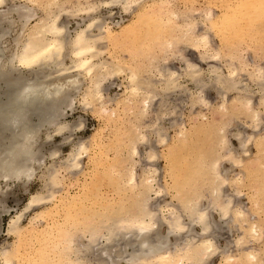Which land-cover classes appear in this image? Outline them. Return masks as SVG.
<instances>
[{
  "label": "bare ground",
  "instance_id": "6f19581e",
  "mask_svg": "<svg viewBox=\"0 0 264 264\" xmlns=\"http://www.w3.org/2000/svg\"><path fill=\"white\" fill-rule=\"evenodd\" d=\"M11 1L13 2L0 0V194L5 193L2 190V182H5L9 189L11 182H24L25 178L29 180L33 177L36 171L35 163L39 161L41 154L40 148H36L41 128L57 127V131L61 132L67 127L59 126L60 120L64 110L72 105L68 101H72L70 89L76 90L75 92L80 90L82 76L89 81L83 95L84 102L89 106L95 103L102 106L105 82L113 76L125 73L129 83L125 91L126 97L119 103L126 107L133 104L137 110L130 107L128 111L135 114L132 116L137 120L147 115L158 97L175 92L187 93L192 105L212 107L209 105L211 101L205 96V89L211 88L222 98L218 105L220 113L226 116H234L235 113H240L238 116L245 115L247 120L250 119V125L247 127H250L251 132L245 136L243 133L247 132L240 131L243 125L240 124V127L239 122L230 118L232 121H229V125H232V128H241L231 133L232 138L239 143V148H235L232 145L234 143L228 139L230 135L227 134V129L230 126L225 121H219L225 115L220 117L217 124H214L215 120L213 124L205 126L203 121L202 124L198 123L200 126L191 129L176 120L173 124L177 126L176 134L178 133L177 137L180 138L177 142L169 143L172 137L169 139L166 134L164 120L177 114L174 107H163L157 115H151L155 119L146 125V129L133 122H129V125L127 122L128 125L118 134L116 146L118 150L125 147L121 153L124 154L122 159H117V162H113L104 172L99 161L95 162L98 174L91 181H86L76 196L58 195L56 187L62 183L59 171L53 169L54 167L47 170L44 193L32 195L26 209L40 206L44 202L49 206L27 225L23 226L24 212L10 219L8 232L16 236L17 242L13 247L2 251V263L118 264L113 259L110 261V256L118 253V245L125 239L123 244L131 245L133 250L126 255L130 259H125L131 264H208L217 254L221 255L223 264H264V251L248 246L249 243L261 240L260 225L257 221L255 223L251 219L248 220V211L245 212L240 205L237 207L232 195L223 192L224 188L233 184L241 186L243 181L247 180L256 191L252 198L254 207L258 206L256 211L264 212V115L261 117V113H264V72L260 66L251 72L248 69L249 64L240 62L232 55L231 61H227L230 62L227 71H222L221 67L213 64L209 76H202V70L198 69L197 64L186 59L183 49L200 51L203 60L213 61L220 57L222 50H209L211 39L208 32H194V26L197 25L193 21L175 25L177 15L165 9L167 0H160L159 6L154 4L158 8L152 6L153 9L139 15L132 24L129 22L121 27L119 32H115L101 18L93 15L103 4L108 6L120 3L128 11L133 5H137L136 0H87L85 3L74 0L75 3L70 9L66 5L71 3L70 0H23L25 4H13L7 8L6 5ZM225 2L223 5H227L220 14L214 15L212 10H207L204 19L208 22V28L221 36L223 47L227 45V48L237 50L234 41L249 35L255 36V33L262 29L264 0H235L230 4L229 0ZM35 4L42 9V16H38ZM77 13L84 14L89 21L71 36L68 35L64 17ZM17 23H20L22 34L19 33L15 37L16 49L8 58L4 41ZM95 30L99 33L96 34ZM176 41L184 42V46L174 51L173 55L179 62L184 58V75L194 81L197 92L191 93L182 86L179 80L183 74L167 65L168 57L165 58L166 65L157 68V62L161 60H154L155 50L160 48L166 53L173 51L177 49ZM109 44L126 46L125 59L102 60L101 55ZM209 51H212V54H209ZM224 51L227 50L224 48ZM67 55L71 58L69 67L64 65ZM139 57L150 58L148 65L152 70H157L155 77L159 76V81L152 80L150 76L143 77L144 67L141 65L137 68ZM50 67L51 70L47 71ZM73 70V75L69 76L70 85L66 88L64 83L47 82L54 74L63 76ZM150 75L154 76L153 72ZM247 82L258 86V91L253 90ZM230 93L235 96L228 101L227 95ZM256 95H259L258 99H255ZM65 104L67 107L63 109ZM107 110L110 114L113 112L109 108L104 109L106 112ZM201 119L206 120L204 113ZM244 127L247 128L246 125ZM151 137L154 139L151 140ZM209 140L210 147L206 148L205 143ZM250 143H253L257 147V153L262 155L261 158L260 154L257 156L260 161L254 169L247 168L244 179H230L220 166L224 161L230 162L232 166L242 165L244 162L240 155L249 151ZM140 145H150V149H147L148 165L142 168L137 180L134 165L137 164L135 157L139 155ZM158 145L166 148L163 155L165 154L168 160L167 169L174 179L173 182L175 181L174 186L185 189L179 195V206L176 208L167 204L158 205L154 210V205L152 206L153 193L161 196L163 191L157 185L156 177L158 172L160 173L156 165L160 155L154 146ZM89 150L90 145L82 144L72 151L70 159L63 166L65 170H79V159ZM101 150L103 151V148ZM181 151L184 153L180 154ZM180 172L183 174L178 176ZM198 182L206 186L210 198L207 206L203 202L207 194L201 189H196ZM104 188L113 191L110 193L108 190L109 194H105ZM215 216L227 226L233 224L235 229L239 227V231L242 229L244 232L245 236L242 235L234 243V247L240 250L239 254H233L229 246V249L226 246L223 250L218 246L217 229L221 225L214 219ZM41 217L45 220L44 225L37 224ZM261 219L264 221V218ZM162 228L165 229V234L162 233ZM196 228L200 232L194 234ZM128 234L133 237H127ZM183 235V244L171 246L170 238ZM101 236L105 239L106 246L101 251L96 249L100 252L94 258L96 252L93 250Z\"/></svg>",
  "mask_w": 264,
  "mask_h": 264
},
{
  "label": "rangeland",
  "instance_id": "374dc122",
  "mask_svg": "<svg viewBox=\"0 0 264 264\" xmlns=\"http://www.w3.org/2000/svg\"><path fill=\"white\" fill-rule=\"evenodd\" d=\"M70 1L71 3L66 4L68 8L72 6V4L78 0H75V2L74 0H70ZM105 1H110V0H105ZM159 1L160 0H136L135 4L137 5H135V7L133 5L132 6L133 8L131 7L130 9H128V11L124 9L123 5L120 3L111 4L108 6H105V4H103V5H100L98 11L93 16L101 18V20H103L107 26H110L112 30H114L115 32H119L121 27L126 26L127 24H129V22L130 24H132L134 21H136L139 15H142L144 14V12L149 11L159 6L160 5ZM229 1H230L229 4L232 1L235 2V0H229ZM85 2H87V0H80V3H85ZM167 2L168 3L166 4L165 9L177 15V18H175L176 23L174 22L175 25L180 26L182 23H184V21H193L194 24L197 25V26H194V32L200 33V34L208 32L209 39L212 40V41L210 40L211 43H210L209 50H212L213 52L221 51V50L224 51V48L227 50L224 52L221 51L220 57L217 58L218 60L216 59L213 61V59L203 60L201 58L200 51L197 52L191 49H187V50L183 49V53L186 56V59L190 60L194 64H197L198 69L202 70V76L204 77L209 76V71L212 69L214 65H218L219 67H221L222 71H227V66L228 64H230V62H227V61H231L230 57L232 55H235V57H237V59H239L240 62L242 61V62H245L247 65L249 64L248 65L249 71L253 72V70L257 69L260 66L261 70H263L264 72V25L262 29L260 30V32L255 33V36L249 35L247 38H243L242 40H237V42L234 41V43L236 44L237 50H233V49L227 48V45L223 47V44L220 38L221 36L217 35L215 31L209 29L208 24H207L208 22L206 21V19H204V15H205L204 13H206L207 10H212V13L213 14L215 13L216 15L220 14L224 10V6L227 5V4L223 5L226 3L225 0H167ZM220 3L221 5H219ZM13 4L17 6L18 4L23 5L25 4V1L13 0V2L12 1L9 2V5H6V6L8 8V6H11ZM154 4H157V6ZM6 6L4 9H6ZM34 7L37 10L38 16L40 15L42 16L43 12H42V9L38 6V4H35ZM15 18L17 19V16H15ZM64 21H65V24L67 23L66 25H67L68 35L72 36L75 34V31L79 27H83L84 25H86V23H88L89 18L87 16L85 17L84 14L82 13L70 14V15L68 14L67 16L64 17ZM35 23H33V25ZM19 24L20 23L16 24V27L13 28L7 40L4 41L5 48H6V55L8 58L9 56L13 54L14 50L16 49V46L14 43L15 37H17L19 33L22 34L20 30L21 26ZM94 32L96 34L99 33L97 30H95ZM175 43H176L175 48L177 49L173 51H169L166 53L160 48H157L155 50L154 60L155 61L161 60L160 62H157L159 63L157 65L158 66L157 68H160L159 66L166 65L165 58L168 57L167 60L169 61V63L167 65H169V67H171L172 69L179 71L180 74H183V76L179 80L182 86L188 91H190L191 93L197 92L198 90L194 84V81H192V79L184 75V71H185L184 63L185 62L182 61L184 58H182V60L179 62L178 61L179 59L177 60L173 55L174 51H177L183 48L184 42L177 43L176 41ZM117 45L115 44L107 45L108 47L105 48L103 54L101 55V59L106 60V61H111L113 59H116V60L125 59L127 55L126 46H120V45L117 46ZM134 50H137V49H134ZM201 51H203V49H201ZM212 51H209V54H212ZM232 51L233 52L235 51V52L230 55L229 52L231 53ZM161 53L163 54L161 55ZM160 55L162 57H160ZM149 61H151L150 58L146 59V58L139 57V62L137 60V68L142 65L141 67H144L143 72L145 73L144 74L141 72L142 75L144 74L143 77L150 76L152 80L159 81L160 80L159 76L155 77L157 70L151 69L152 67L148 65ZM64 65L68 67L71 66V58L68 55L64 58ZM252 66L254 69H252ZM51 68L52 67L47 68L46 70L50 71ZM148 72L150 73L148 74ZM152 72L154 76L150 75ZM69 73L63 76H57L54 74L52 75V79L51 78L48 79L47 82L56 81V82L64 83L63 86L64 88H66L70 85L69 76L73 75L74 70L71 72V74ZM83 78H84L83 76L82 78H80L83 81L81 80L82 85L79 87L80 90L79 89H78L79 91L77 90L78 92H75L76 90H73L70 87L72 101L71 100H68V101L71 102L70 104H72L71 106L73 107L66 106L69 102H67V104L63 105L62 107L63 109L65 106L67 108L65 107L66 109L64 110L63 116L60 120L61 124H59V126L62 125V126H67V127L61 132L57 131L56 129L57 127L55 128V127L45 126L41 128L37 147H36L38 150L40 148L41 151L39 153L41 154L39 155V158H38L39 161L35 163L36 171L33 174V177L29 180L25 178L24 182H11L9 189H7L5 182H2V187L4 188V189L2 188V190L5 193L0 194V198H1L0 209L3 207L0 210V264H3L1 260V254L3 253L2 251H4L7 248L13 247L15 243L17 242L16 236L13 234H9L8 232V225H9L10 219L14 217L16 214H20L21 212H24V217H23V226H24V225H27L30 222V220L33 219L38 213L43 212L49 206L48 204H46V202H44L40 206H36L29 210L26 209L32 195H36L38 193H44L45 191L44 185L47 179L46 176L48 175L47 170H49V168L51 167L52 168L54 167L53 169L59 171V176L61 178L62 183H60L56 187V191L58 192V195L62 194L64 196L66 195L76 196L82 190V186L84 185V183L86 181H91L92 178H95L96 177L95 175L98 174L97 169H96L97 166L95 162L99 161L101 169L104 172L109 166L113 165V162L115 161L117 162V159L118 160L122 159V155L124 156V154H121V153H123V151L125 150L124 149L125 147L124 146L120 147L119 150L116 148V146L118 145L117 139H119L118 134H121V130L125 128L128 124L130 125L131 122H133L134 124L140 125L142 128L143 127L145 128L146 125L148 126L155 119V117L153 118L151 117V115L152 116L154 114L157 115L158 111L163 109V107L165 108L174 107L177 111V114L176 115L174 114L172 117H168L169 120L168 118L164 120V126L167 128L166 134L169 137V139L172 137V140H170L169 143H172L174 141L177 142L179 141V138H180V137L179 138L177 137L178 133L176 134L177 126L173 124V122L176 120H178L180 124H184L183 125L184 127L187 126L186 128L188 129L196 128L204 122H205L204 124L205 126L213 124L215 120L216 122L214 124H217L219 121L220 122L225 121L229 125L230 124L229 121L231 119L233 121L235 120L234 122H239L238 123L239 126L240 124L243 125V128L242 129L240 128L241 130L239 129V126H237L236 128L234 127L232 128V125H229L230 127L227 129V134L230 135L228 136L229 137L228 139L231 143H234L232 145L235 148H239V143L236 141V139L232 138L231 133L239 129L242 132H247V133H243V134H246L245 136H247L251 132L250 127L249 126L247 127V125H250V119L248 118L249 120L248 121L246 116L243 114L238 116L240 113H235L234 116L227 115L228 117L224 114L225 117L220 119V117L224 116L222 113H220L221 111H219L218 109L219 107L218 105L221 102L222 98H220L216 94L217 93L216 90H213L211 88L205 89V93H206L205 96L208 97L206 98L209 99L208 100L209 102L211 101L209 105H211L212 107L192 105L187 93L181 94L179 92H175L173 94H168V95L162 94L163 96L158 97V99L152 103L151 108L149 112L147 113V115L137 120L133 118L135 114H133L131 111H128L134 106L133 104H132L133 106L131 105L130 106L131 108H130L129 106L126 107V106H123L121 103H119L121 102L120 100L126 97L125 91L129 83L127 79V75L125 73L121 75L113 76L112 78L108 79L105 82V84L103 85L104 91L102 90V96H103L102 101L104 103L102 106H99L98 103L97 104L95 103L94 105H90V106L86 105V103L83 100L84 99L83 95L85 94L89 86V83H88L89 81L88 79L86 78L83 79ZM247 84H249L253 90L258 91L259 87L255 86V84H253L252 82L251 83L247 82ZM233 96L235 95L231 93L227 95V98L229 99L228 101L232 100L231 98ZM258 98H259V95H256L255 99H258ZM214 105L217 106L216 107L217 109H215ZM194 106H196V108ZM123 107L124 109L122 110ZM107 108H109V110L113 112L110 114V111L107 110L108 113L104 111V109L106 110ZM207 108H209V110ZM101 109H102V112H101ZM134 109L135 111L137 110L136 107H133L132 110ZM217 111H219L220 114H218ZM203 113H204L206 120L201 119ZM198 115L200 118L198 117ZM242 115L244 118L241 117ZM262 115H264V113H261V117ZM262 118H263L262 121H264V116ZM198 123H201V124H198ZM242 125L240 127H242ZM245 125L247 128L244 127ZM262 127L264 128V123H262ZM153 139L154 138L151 137V140ZM209 143H210V140L205 143L206 148L208 147ZM82 144H85L88 146L90 145V150L87 154L83 153L81 155L79 159V162H80L79 170L66 171L63 166H65L67 160L70 159V155L72 151L77 150L79 146ZM250 145L248 146L250 147L248 149L249 151L251 150L250 152L252 153V155L249 151L246 154L240 155V158L242 157L241 159L243 160L245 164L243 163L242 165L240 164L239 166L238 165L232 166L233 164H231L230 162H226V161L223 162V160H220V162L221 161L223 162V163L221 162L222 165L220 163L221 165L220 169L224 172V174L226 173L225 175L228 176L230 179H234V178L236 180L237 178H239L238 180H240V178L241 180L244 179L247 168L254 169L255 166H257L258 162L260 161V158L262 155L259 153L260 158L259 157L257 158V156L259 155L257 153V147L253 143H250ZM149 147L150 145H146V146L140 145L139 146V155H137L138 157L137 156L135 157L137 164L136 166L134 165L137 180H139V175L142 172V168L148 165L146 157H147V151L150 149ZM102 148H103L104 153L101 150ZM154 148L157 154L160 155V156L158 155L159 157L156 162V165L160 170V173L158 172V175L156 176L157 182L159 184L157 182L156 183L157 185H159V187H161L160 189H162L163 191H161V196H158V195L156 196V194L153 193V198H154L152 201V206L154 205L153 209L154 210L157 209L158 205L164 206L167 204L172 205L173 208L174 207L176 208V206L177 207L179 206V201H180L179 195L180 193L185 191V189H182V188L179 189L176 186H174L175 181L173 182L174 179L172 178L171 175H169V172L167 169L169 168L168 160L165 158L164 156L165 154L163 155V152L165 151L166 148H164L162 145L154 146ZM99 150L102 152H100ZM183 153L184 151L180 152V154H183ZM103 159L104 161H101ZM254 160L256 161V165H255ZM101 162H103L102 165H101ZM249 162L252 164L251 166L253 167L250 166ZM245 165H248V166H245ZM182 174L183 173L180 172L178 176H181ZM197 184L199 186H197L196 189L197 190L201 189V191L205 195L207 194L205 197L206 199L203 200V202L206 205L208 201L210 202V198L208 197V192L206 191L207 190L206 186L200 184V182H198ZM235 186L234 184L230 185V187L228 186L227 188H224L223 192H225L224 194H227V195L229 194V196L232 195L231 197L233 198V201L237 203L235 204L237 207L241 206V208L245 210V212L248 211L247 212L248 214L246 213L248 217L250 216L248 220L251 219L252 222L254 221L255 223L256 221L258 222L261 228L260 229V237L262 236L261 240H258L259 242L257 241L252 244L249 243L248 246L251 245L249 246L250 248L258 249L259 251L260 250L264 251V224H263L264 221L261 219V218H264L263 216L264 212L263 211L259 212L260 213V216H259L258 211L260 210L256 211V209H258V206L254 207L252 198L253 196H255L256 193L254 194V192L256 191L253 187H251L250 183H247V180H244L241 186L240 185H237L236 187ZM108 190L110 191V193H112L113 191L112 189L104 188L103 192L105 194H109ZM237 190L238 192H236ZM2 194L3 195L7 194V195L3 196ZM207 197L209 198V200H207ZM214 219L218 222L219 225H221L219 226V229H217V232L219 235L218 236V246L220 247V249L223 250V248H226L227 246V249H229L230 247L233 254L235 255L239 254L240 250L238 249V247L236 246L234 247L235 245L234 243L238 240L239 237H242V235H244V232H242V229L240 228L241 231H239V227H238L236 228L237 229L236 230L233 224H229V226H227L226 224H224V222L219 221V218L217 216H215ZM260 220L262 223L261 222L259 223ZM37 224L44 225L45 224L44 218L43 217L39 218ZM223 224L226 226H224ZM161 231L164 234L166 233L164 228H162ZM199 232L200 230L196 228L194 234L199 233ZM184 236L185 235L179 236L178 238H175V237L170 238L171 246L183 244ZM127 237H133V236L132 234H128ZM196 237H198V234H196ZM123 243H125V239L123 241H120V245H118L119 249L117 248L118 253H113L110 256V261L113 259L115 263H118V264H131L129 261H126L130 259L126 255H128L127 254L128 252L130 253L133 252V250L131 249L132 246L131 245L125 246ZM105 246H106V241L101 236V238L98 240L93 250L94 253L96 252L95 253L96 256H94V258L97 257L101 249L104 248ZM135 246L136 245H134V247ZM96 249H99L100 251ZM90 258L93 259V257L91 256ZM212 259L209 262L210 264H223L222 257L220 254H217Z\"/></svg>",
  "mask_w": 264,
  "mask_h": 264
}]
</instances>
